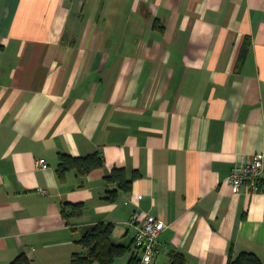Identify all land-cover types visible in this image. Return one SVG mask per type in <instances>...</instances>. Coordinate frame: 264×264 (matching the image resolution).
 Wrapping results in <instances>:
<instances>
[{
    "label": "crops",
    "instance_id": "obj_1",
    "mask_svg": "<svg viewBox=\"0 0 264 264\" xmlns=\"http://www.w3.org/2000/svg\"><path fill=\"white\" fill-rule=\"evenodd\" d=\"M93 154L59 180V155ZM257 154L264 0H0V264H72L99 224L128 264L134 212L165 225L159 264L264 258V194L227 181ZM114 169L138 177L106 202Z\"/></svg>",
    "mask_w": 264,
    "mask_h": 264
},
{
    "label": "trees",
    "instance_id": "obj_2",
    "mask_svg": "<svg viewBox=\"0 0 264 264\" xmlns=\"http://www.w3.org/2000/svg\"><path fill=\"white\" fill-rule=\"evenodd\" d=\"M103 158L99 154L89 155L83 158H74L68 155H59L56 174L60 181L64 180L65 174L74 171L79 177H86L91 172L102 168ZM138 176L135 174L131 180L126 178L123 170L114 169L105 177L109 184H117V190L108 191L103 198L106 202H115L119 192L128 193L133 181ZM70 213L62 210L63 217L78 216L82 212L83 205H69ZM113 226L99 224L86 232L78 241L82 252L74 253L71 257L72 264H114V262L130 252L129 247L115 244L111 240ZM12 264H29L24 255H21ZM128 264H140V252L137 250L129 259ZM169 264H185L183 254L172 251L169 253ZM227 264H264V258L253 253L241 252L237 256H229Z\"/></svg>",
    "mask_w": 264,
    "mask_h": 264
},
{
    "label": "built area",
    "instance_id": "obj_3",
    "mask_svg": "<svg viewBox=\"0 0 264 264\" xmlns=\"http://www.w3.org/2000/svg\"><path fill=\"white\" fill-rule=\"evenodd\" d=\"M264 156L254 155L234 167L227 181L234 194L245 190L250 195L264 194V185H261V175L264 172ZM37 168L46 167L44 161L36 163ZM128 225L134 231L133 245L140 252V264H159L156 259L160 253L158 238L164 231L165 225L148 214L134 212Z\"/></svg>",
    "mask_w": 264,
    "mask_h": 264
}]
</instances>
